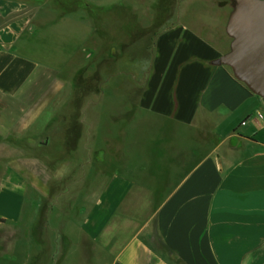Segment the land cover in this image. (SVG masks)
<instances>
[{"label": "crops", "instance_id": "0c3cea01", "mask_svg": "<svg viewBox=\"0 0 264 264\" xmlns=\"http://www.w3.org/2000/svg\"><path fill=\"white\" fill-rule=\"evenodd\" d=\"M52 1L0 0L5 110L45 84L38 78L51 66L36 54L51 33L38 21L52 24ZM150 18L122 28L128 41L134 25L165 24ZM227 19L176 18L154 35L150 62L112 95L99 84L74 104L46 90L23 119L0 118V264H264V102L215 63L229 51ZM67 40L63 56L75 47ZM49 107L41 125L56 121L51 131L26 142L20 127L31 129ZM29 145L47 155L27 160ZM51 147L74 155L59 173ZM56 181L65 186L52 194ZM69 191L79 192L67 200ZM65 201H78L76 211Z\"/></svg>", "mask_w": 264, "mask_h": 264}, {"label": "rangeland", "instance_id": "374dc122", "mask_svg": "<svg viewBox=\"0 0 264 264\" xmlns=\"http://www.w3.org/2000/svg\"><path fill=\"white\" fill-rule=\"evenodd\" d=\"M162 1L163 9L155 10L151 8L147 10V5L148 7L150 5L149 0H53L48 4L51 9L47 10L53 18L52 24L47 27L48 24L44 23V19L38 21V28H40L39 31L42 34H52V36L49 34L50 41L48 42L51 46H45L46 48H44L45 41L42 40L38 45L36 54L39 57L38 59L43 61L42 63L44 61L48 63L47 68L51 66L46 76L45 74L38 75L41 83L45 82V84L43 83V88L33 90L30 95L27 94V91L18 95L16 99L20 100L21 103L18 104L16 101L13 107H9L11 111L0 107V118H4L6 123L8 120L10 122L7 114L14 116L15 123L18 122L19 118L23 119L27 109L33 107L32 104L35 100L43 96L46 90L50 94L49 97L52 96L55 99L61 96L73 97L74 104H81L85 100L87 101V99L96 96L99 84H101L100 90H103L107 95H112L114 88L119 83L128 81V73L134 71L136 66L140 67L146 62H150L153 37L163 27L172 23L176 18H180L186 24L207 17H225L227 19L233 9L232 0H180L179 3L176 0ZM124 2H127L125 4H128L129 10L122 8L125 6ZM176 6L177 8H175ZM154 16L164 18L165 24L134 25L132 28L134 32L132 41H128V33H124L122 28L131 29V22H145V20L150 17L152 19ZM125 17H128V20L123 21ZM93 32L95 33L89 35ZM74 37L75 47L70 48V52L66 53L69 56L61 55L64 48H60L59 45L66 43L68 45L69 41L65 42L64 40L70 39L71 41ZM146 49L148 52L145 51ZM44 51L47 52L46 56H44ZM110 51H114V53L110 54ZM50 109L49 107L44 111L42 116L38 118L36 125L31 129L26 130L24 128V131H22L20 127L21 135L26 142L30 143L35 136L42 137L51 131V127L56 123V118H54L55 122L48 123L47 128L44 127V124L41 125V121L46 122L45 118L47 113H50ZM51 113L56 114L57 112L53 111ZM108 116L109 114L101 118L102 129H106L107 124L110 123ZM119 122L117 120L111 123ZM23 126H26V122ZM76 137L77 134L72 132L70 135L71 140H75ZM30 146L26 147V152L23 154L27 155V160H33L35 155L40 157L47 155L45 151L33 152L34 146ZM54 149V147H51L48 153L51 157L57 159L55 164L59 165L56 167L58 170L56 173H59L62 161L72 162L74 155L71 153L58 154L53 151ZM23 159L26 158L23 157ZM77 161L75 157L74 162ZM70 172L68 177L72 179L76 176V170L71 169ZM42 177L44 178V174ZM57 182L51 183L50 188L52 191L50 192L52 194H54L55 189L60 191L65 186ZM74 187L79 188V186ZM78 192L70 193L69 191L67 200L71 196H73L72 198L77 197ZM82 192H85V190H82L80 186V195ZM77 202L65 201L66 211L69 208L76 211ZM67 203L70 206H67Z\"/></svg>", "mask_w": 264, "mask_h": 264}, {"label": "water", "instance_id": "95a60500", "mask_svg": "<svg viewBox=\"0 0 264 264\" xmlns=\"http://www.w3.org/2000/svg\"><path fill=\"white\" fill-rule=\"evenodd\" d=\"M225 32L229 51L216 60L264 102V0H232Z\"/></svg>", "mask_w": 264, "mask_h": 264}, {"label": "trees", "instance_id": "16d2710c", "mask_svg": "<svg viewBox=\"0 0 264 264\" xmlns=\"http://www.w3.org/2000/svg\"><path fill=\"white\" fill-rule=\"evenodd\" d=\"M3 222H4V220L0 218V223H3Z\"/></svg>", "mask_w": 264, "mask_h": 264}]
</instances>
